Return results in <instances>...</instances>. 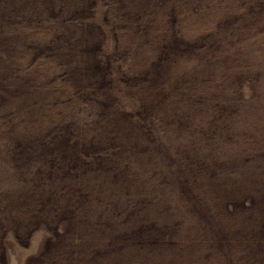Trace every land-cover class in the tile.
Listing matches in <instances>:
<instances>
[{
	"label": "rangeland",
	"instance_id": "1",
	"mask_svg": "<svg viewBox=\"0 0 264 264\" xmlns=\"http://www.w3.org/2000/svg\"><path fill=\"white\" fill-rule=\"evenodd\" d=\"M263 228L264 0H0V264H264Z\"/></svg>",
	"mask_w": 264,
	"mask_h": 264
},
{
	"label": "trees",
	"instance_id": "2",
	"mask_svg": "<svg viewBox=\"0 0 264 264\" xmlns=\"http://www.w3.org/2000/svg\"><path fill=\"white\" fill-rule=\"evenodd\" d=\"M51 50H54V51H51V52H52L51 55H50L51 57L56 56V52H61V51H56V52H55V49H54V48H51ZM60 57L63 58V56H60ZM58 60H60V59H58ZM62 61H63V60H60V62L57 61L56 64L61 65V64L65 63L64 61H63V62H62ZM74 63H75V61L72 62V63H65L64 66H65V67H69V66H71V65L74 64ZM263 229H264V228H263ZM151 230H154V229H152V228H150V227H147V231H151ZM56 235L59 236V232H58V231H57ZM49 238H50V237H49ZM49 238H47V239L45 240V242H44V245H43V251L46 250V252H47V251H48L47 248L51 247L50 249H52V248L54 247V243H52V240L49 239ZM175 242L177 243V240H176ZM239 248H241V250H243V246H242V245H240ZM165 251H169V250H165ZM214 259H218V260H219V264H224V263L227 261L228 258H226V259L214 258ZM214 259L207 258V257L205 256V261L208 262V263H210V264H212V261H213ZM238 259H239V258H235V257H234V258H231V259H229L228 264H238V262H239V261H237ZM3 262H5L4 257H3ZM204 264H205V263H204Z\"/></svg>",
	"mask_w": 264,
	"mask_h": 264
}]
</instances>
